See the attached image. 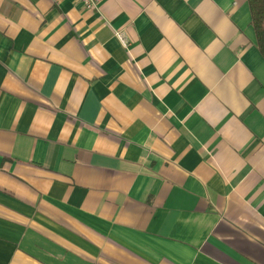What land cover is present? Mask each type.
Instances as JSON below:
<instances>
[{"label":"crops","instance_id":"1","mask_svg":"<svg viewBox=\"0 0 264 264\" xmlns=\"http://www.w3.org/2000/svg\"><path fill=\"white\" fill-rule=\"evenodd\" d=\"M0 264H264L248 0H0Z\"/></svg>","mask_w":264,"mask_h":264},{"label":"trees","instance_id":"2","mask_svg":"<svg viewBox=\"0 0 264 264\" xmlns=\"http://www.w3.org/2000/svg\"><path fill=\"white\" fill-rule=\"evenodd\" d=\"M248 2L257 37V46L264 58V0H248Z\"/></svg>","mask_w":264,"mask_h":264},{"label":"built area","instance_id":"3","mask_svg":"<svg viewBox=\"0 0 264 264\" xmlns=\"http://www.w3.org/2000/svg\"><path fill=\"white\" fill-rule=\"evenodd\" d=\"M81 4L85 7H96L99 0H78ZM117 37L119 38L120 42L123 43L124 46L128 45L127 39L122 32H117Z\"/></svg>","mask_w":264,"mask_h":264}]
</instances>
